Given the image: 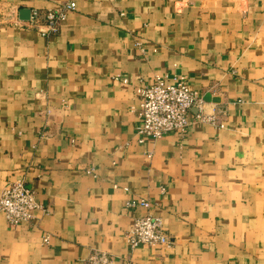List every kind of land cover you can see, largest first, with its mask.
I'll list each match as a JSON object with an SVG mask.
<instances>
[{
  "label": "crops",
  "instance_id": "1",
  "mask_svg": "<svg viewBox=\"0 0 264 264\" xmlns=\"http://www.w3.org/2000/svg\"><path fill=\"white\" fill-rule=\"evenodd\" d=\"M69 1L0 0V193L23 178L46 208L0 211V264H264V0H74L47 34L19 18ZM156 75L222 127L139 143L134 89ZM133 198L168 245H127Z\"/></svg>",
  "mask_w": 264,
  "mask_h": 264
},
{
  "label": "built area",
  "instance_id": "2",
  "mask_svg": "<svg viewBox=\"0 0 264 264\" xmlns=\"http://www.w3.org/2000/svg\"><path fill=\"white\" fill-rule=\"evenodd\" d=\"M75 5V1L70 0L46 10L40 19L34 12L30 20L42 34L55 32L65 20L67 12L73 10ZM122 81L126 82L125 79ZM134 94L138 101L136 116L139 123L135 131L139 143L143 142L144 137L158 139L170 131L183 133L192 124L204 123L222 127V112H205L203 97L192 91L180 77L169 80L166 76L156 75L150 84L135 86ZM136 206L148 212L134 218L131 226L124 232L123 237L127 245L130 248L139 245H168L169 239L161 219L149 212L151 203L144 198H133L127 202L129 208ZM36 209L46 211V208L36 202L34 192L23 178L6 181L0 193V211L9 224L30 223ZM49 239L50 235L45 234L42 241L47 244ZM112 261L108 253L93 251L82 260V264H112Z\"/></svg>",
  "mask_w": 264,
  "mask_h": 264
},
{
  "label": "water",
  "instance_id": "3",
  "mask_svg": "<svg viewBox=\"0 0 264 264\" xmlns=\"http://www.w3.org/2000/svg\"><path fill=\"white\" fill-rule=\"evenodd\" d=\"M19 18L22 20L30 19V10L28 9H20L19 10Z\"/></svg>",
  "mask_w": 264,
  "mask_h": 264
}]
</instances>
